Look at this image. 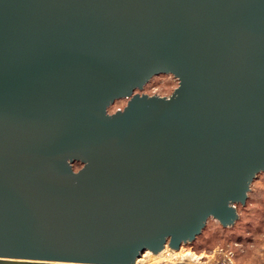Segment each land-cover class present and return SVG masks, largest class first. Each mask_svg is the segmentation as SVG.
Here are the masks:
<instances>
[{
	"label": "water",
	"instance_id": "95a60500",
	"mask_svg": "<svg viewBox=\"0 0 264 264\" xmlns=\"http://www.w3.org/2000/svg\"><path fill=\"white\" fill-rule=\"evenodd\" d=\"M262 171L264 0H0V264L174 250Z\"/></svg>",
	"mask_w": 264,
	"mask_h": 264
},
{
	"label": "rangeland",
	"instance_id": "374dc122",
	"mask_svg": "<svg viewBox=\"0 0 264 264\" xmlns=\"http://www.w3.org/2000/svg\"><path fill=\"white\" fill-rule=\"evenodd\" d=\"M176 83L172 75L153 76L144 90L169 96L175 86H178ZM140 92L139 90L138 93ZM128 101L129 99L124 98L117 99L108 111L112 113L119 106L125 107ZM81 167L78 164L75 170ZM235 209L238 218L232 225L225 226L218 219L209 218L199 238L181 242L180 247L176 248L180 254L171 258V262L188 257L197 263L213 260L217 264H264V171L258 173L253 180L245 204L238 203ZM169 242L170 240L165 242L163 250L170 248ZM146 251L140 257H144ZM169 261L157 263L166 264Z\"/></svg>",
	"mask_w": 264,
	"mask_h": 264
},
{
	"label": "bare ground",
	"instance_id": "6f19581e",
	"mask_svg": "<svg viewBox=\"0 0 264 264\" xmlns=\"http://www.w3.org/2000/svg\"><path fill=\"white\" fill-rule=\"evenodd\" d=\"M179 254H180L179 251L172 250L170 248H165L163 251H161V252H159L157 254H152L150 252V250H147L146 253H145V255H144V257H138L137 258L138 260H136L134 264H136V263H141V264H155L154 262L157 263V262L169 261V260L171 262V258L178 257Z\"/></svg>",
	"mask_w": 264,
	"mask_h": 264
},
{
	"label": "built area",
	"instance_id": "2783aa9c",
	"mask_svg": "<svg viewBox=\"0 0 264 264\" xmlns=\"http://www.w3.org/2000/svg\"><path fill=\"white\" fill-rule=\"evenodd\" d=\"M169 75H172V77H173V79L177 82L176 84L178 85V81H177V77L174 75V74H169ZM175 88H176V86H175ZM139 91V90H138ZM141 92H140V94H146V95H149V96H163V95H161L160 93H158V92H152V93H148L146 90H144V88L143 89H141L140 90ZM130 98V97H129ZM125 99V98H124ZM126 100V99H125ZM124 107H121V106H119L117 109H123ZM116 111V110H115ZM115 111H113V112H115ZM110 112V111H109ZM235 206H236V204H235ZM176 250V249H175Z\"/></svg>",
	"mask_w": 264,
	"mask_h": 264
},
{
	"label": "trees",
	"instance_id": "16d2710c",
	"mask_svg": "<svg viewBox=\"0 0 264 264\" xmlns=\"http://www.w3.org/2000/svg\"><path fill=\"white\" fill-rule=\"evenodd\" d=\"M80 165H82V163H80ZM74 166H75V167H74V169H75L77 165H74ZM207 223H208V222H207ZM206 225H207V224H206ZM206 225H205V227H206ZM205 227H204V229H205ZM204 229H203V230H204ZM201 233H202V232H201ZM199 236H200V235H198L196 238H199ZM196 238H195V239H196Z\"/></svg>",
	"mask_w": 264,
	"mask_h": 264
},
{
	"label": "flooded vegetation",
	"instance_id": "af4514ba",
	"mask_svg": "<svg viewBox=\"0 0 264 264\" xmlns=\"http://www.w3.org/2000/svg\"><path fill=\"white\" fill-rule=\"evenodd\" d=\"M135 93H138V91L136 90ZM78 164H80V162H75V163H74V165H78ZM82 165H83V164H82ZM74 167H75V166H74ZM239 218H240V216H239Z\"/></svg>",
	"mask_w": 264,
	"mask_h": 264
}]
</instances>
